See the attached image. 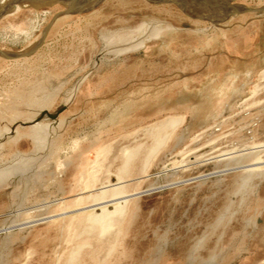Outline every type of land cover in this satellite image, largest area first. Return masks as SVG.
<instances>
[{
	"label": "rangeland",
	"instance_id": "1",
	"mask_svg": "<svg viewBox=\"0 0 264 264\" xmlns=\"http://www.w3.org/2000/svg\"><path fill=\"white\" fill-rule=\"evenodd\" d=\"M229 2L258 9L0 15V264H264V0ZM113 187L102 230L94 197Z\"/></svg>",
	"mask_w": 264,
	"mask_h": 264
},
{
	"label": "bare ground",
	"instance_id": "2",
	"mask_svg": "<svg viewBox=\"0 0 264 264\" xmlns=\"http://www.w3.org/2000/svg\"><path fill=\"white\" fill-rule=\"evenodd\" d=\"M20 1H22V0H0V9L2 10L0 12V15L1 14L3 15V13H7V12L10 13V11H14L16 9L18 11L19 10L18 7H22L21 6L22 4H20ZM61 1L62 0H23L25 5H26V3H29V4H33V6L40 5V4L42 5L45 2L46 3H48V2L54 3V2H61ZM159 1H164V0H159ZM173 1H175L178 5H180L181 8H184V9L186 8L187 10L192 11V12L196 11L198 13H202V15L204 14L209 20H214V21L215 20L219 21L221 19H224L226 17V15H228L230 13L232 14V12L234 13V11H237V10H231V9L223 11L222 13H219L218 11H214L213 6H215V5L219 6V5H222L223 3H225L224 5H229V4H231L229 2L230 0H173ZM1 2H3V3L1 4ZM99 2H100V0L97 3H96L95 0H82L81 3H77L76 0H74V2L72 4H70L68 9L64 10V12L65 13H69V14L70 13H74L75 10L77 8H79V7H84L85 10L86 9H90L94 5L98 4ZM64 12H62V13H64ZM145 28H147V26ZM142 33H143V31H142ZM143 34L145 35V33H143ZM108 42H109V40H108ZM131 42H133V41H131ZM139 45H140V42L135 44V46H139ZM135 46L134 45L133 46H129L128 45V47H135ZM128 47H126V48H128ZM0 54L5 56V57H9L10 56L6 52H3V51H0ZM36 120H40V119H36ZM181 122H182V118L169 120V121H167L164 124L163 130H166V129H169V128H173V127L177 126ZM35 125H37V124L32 122L31 126L33 128L31 130H33L34 134L37 136L36 129L38 127L35 126ZM6 134H8V131L5 132V135ZM34 134H32V136ZM48 135L50 136V134H47V137H48ZM166 138H168L167 131H164L163 134H161L160 136L159 135L156 136L154 138V143L151 146L149 152H151V154L154 153L164 142H166L165 141ZM46 143H48V140L45 139V143L44 144H46ZM132 151H133L132 149H128L127 148V149H125L122 152L124 157L126 158V161H127L126 163H128L127 159L133 155ZM239 151H241V152H238L236 154V156H233V155L237 151H235V152L234 151H230V152H227V153H223V154L217 155V156H215V158H217V160H219V161L220 160L222 161L224 159L230 158L231 156L232 157H241L239 155H247V153L249 154L248 148L242 149V150H239ZM213 158L214 157L212 156V157L204 159V160L205 161L206 160H211ZM129 161H130V159H129ZM107 191H109V192H107ZM107 191L106 190L105 191L100 190L99 194H97L94 197L95 198L94 200H98L99 199L98 202L102 201V198H105L107 196H109V199H107L104 202L96 203V205L94 206L93 215L91 217V220H93L94 224L99 226V228L102 229V230L108 229L111 226V224L113 222V218H115V215L118 214L119 212H122L123 211V207H124V203L121 204L123 202V201H121L123 198H121L122 192H121V190H119V188L113 187V188H111L110 190H107ZM108 193H109V195H108Z\"/></svg>",
	"mask_w": 264,
	"mask_h": 264
},
{
	"label": "water",
	"instance_id": "3",
	"mask_svg": "<svg viewBox=\"0 0 264 264\" xmlns=\"http://www.w3.org/2000/svg\"><path fill=\"white\" fill-rule=\"evenodd\" d=\"M96 2L98 0H95ZM74 2V0H62L60 3L64 4L66 6V9H68V7L70 6V4H72ZM77 3H81L82 0H76ZM223 2V1H222ZM231 4L229 5H224L225 3H223L222 5H215L213 6V9L214 11H218L219 13H222L223 11H226V10H237L235 11L234 13L236 12H241V11H249V10H257L258 8H250L248 6H245V5H242V4H238V3H233V2H230ZM264 7V6H263ZM261 9V8H260ZM81 10H85L84 7H79L75 10V12H78V11H81ZM233 14V13H232ZM229 15V14H228ZM3 52H6V51H3ZM16 54V52H15ZM22 55V54H25V53H17L16 55Z\"/></svg>",
	"mask_w": 264,
	"mask_h": 264
}]
</instances>
